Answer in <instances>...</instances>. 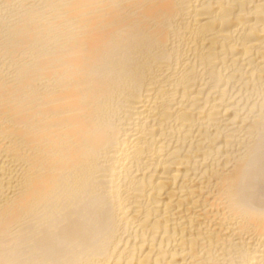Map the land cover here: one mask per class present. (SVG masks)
I'll list each match as a JSON object with an SVG mask.
<instances>
[{
	"label": "bare ground",
	"instance_id": "obj_1",
	"mask_svg": "<svg viewBox=\"0 0 264 264\" xmlns=\"http://www.w3.org/2000/svg\"><path fill=\"white\" fill-rule=\"evenodd\" d=\"M0 264H264V0H0Z\"/></svg>",
	"mask_w": 264,
	"mask_h": 264
}]
</instances>
